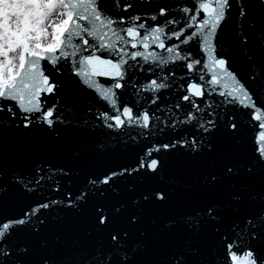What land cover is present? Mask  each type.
Returning a JSON list of instances; mask_svg holds the SVG:
<instances>
[{
    "label": "snow or ice",
    "instance_id": "6c2138e0",
    "mask_svg": "<svg viewBox=\"0 0 264 264\" xmlns=\"http://www.w3.org/2000/svg\"><path fill=\"white\" fill-rule=\"evenodd\" d=\"M143 3L0 0V264H264V0Z\"/></svg>",
    "mask_w": 264,
    "mask_h": 264
},
{
    "label": "water",
    "instance_id": "95a60500",
    "mask_svg": "<svg viewBox=\"0 0 264 264\" xmlns=\"http://www.w3.org/2000/svg\"><path fill=\"white\" fill-rule=\"evenodd\" d=\"M133 2L136 4V9L138 11L142 12V11H148L149 10L148 6L144 5L143 0H133ZM178 2H183V0H152V7H155L156 5H159V4H177ZM176 71H177L178 76L183 74V69L177 68ZM102 82H103V80H102ZM243 119L245 121H247L248 117L245 116ZM254 123H258V122H254ZM101 131L106 132L107 130H97L98 139H100L102 142L114 143V141H111L108 137H106L104 135H100L99 133ZM154 143H155V140L152 138H149V140L141 141L139 146H134V147H136L137 151H139L140 147H143L145 145L151 146ZM119 158L124 160L125 162L131 163L135 159V153L134 152L122 153V154H120Z\"/></svg>",
    "mask_w": 264,
    "mask_h": 264
}]
</instances>
